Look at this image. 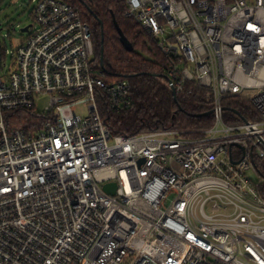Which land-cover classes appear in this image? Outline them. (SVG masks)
<instances>
[{
  "label": "built area",
  "instance_id": "1",
  "mask_svg": "<svg viewBox=\"0 0 264 264\" xmlns=\"http://www.w3.org/2000/svg\"><path fill=\"white\" fill-rule=\"evenodd\" d=\"M72 2L36 0L13 67L0 69V264H264V0H126L170 60L153 77L172 95L192 84L212 105V127L192 137L111 135L96 89L120 113L130 83L102 79ZM230 98L262 120L228 124ZM17 110L48 120L10 132Z\"/></svg>",
  "mask_w": 264,
  "mask_h": 264
},
{
  "label": "trees",
  "instance_id": "2",
  "mask_svg": "<svg viewBox=\"0 0 264 264\" xmlns=\"http://www.w3.org/2000/svg\"><path fill=\"white\" fill-rule=\"evenodd\" d=\"M72 4L90 27L95 52L94 64L102 71V79L106 83H130L132 105L120 113L111 111L102 90L96 89L101 117L112 136H136L174 130L192 137L212 127V115L199 117L212 110L203 90L186 84L175 99L153 77L163 76L170 68V60L161 53L153 37L126 16V0H73ZM120 33L132 44L133 51L123 46ZM102 48L104 68L101 66ZM225 106L238 111L249 121L262 120L249 101L230 98L225 100ZM47 120L46 115L35 110H17L5 114V123L10 132L17 129L33 134ZM226 122L231 125L242 123L229 110L226 112ZM262 194L264 196V185Z\"/></svg>",
  "mask_w": 264,
  "mask_h": 264
},
{
  "label": "rangeland",
  "instance_id": "3",
  "mask_svg": "<svg viewBox=\"0 0 264 264\" xmlns=\"http://www.w3.org/2000/svg\"><path fill=\"white\" fill-rule=\"evenodd\" d=\"M35 5L36 0H0V69L4 72L13 67L12 54L17 45L29 35L22 30L34 24ZM3 52L6 54L5 58L2 57ZM36 104L37 109L44 112L49 106V96L39 97ZM77 114L86 116L87 111L79 106Z\"/></svg>",
  "mask_w": 264,
  "mask_h": 264
},
{
  "label": "water",
  "instance_id": "4",
  "mask_svg": "<svg viewBox=\"0 0 264 264\" xmlns=\"http://www.w3.org/2000/svg\"><path fill=\"white\" fill-rule=\"evenodd\" d=\"M31 26H28L26 27L25 29L22 30L23 33L25 32H28L29 29H30ZM120 37H121V42L123 44V46L126 48V50L128 51H133V46L132 44L128 41V39L122 34L120 33ZM103 53H104V49L102 48L101 49V54H102V58H101V66L102 68H104V63H103ZM173 96L174 98L176 99V92L173 91ZM226 110H229L231 112H233L234 114H236L242 121L246 122V119L236 110H232V109H226ZM212 112H209L207 114H204V115H200L199 117H203V116H208V115H211ZM116 188H117V185L116 184H108L104 187V190L111 194V195H114L115 194V191H116Z\"/></svg>",
  "mask_w": 264,
  "mask_h": 264
}]
</instances>
